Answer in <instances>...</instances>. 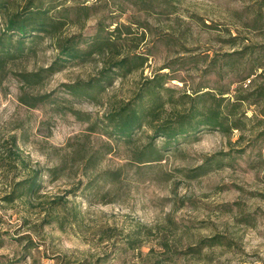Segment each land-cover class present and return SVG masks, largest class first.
<instances>
[{"label":"rangeland","instance_id":"rangeland-1","mask_svg":"<svg viewBox=\"0 0 264 264\" xmlns=\"http://www.w3.org/2000/svg\"><path fill=\"white\" fill-rule=\"evenodd\" d=\"M42 1L53 17L70 9L60 42L119 28L114 53L148 63L95 100L69 87L117 56L23 82L57 60L48 37L0 73V264H264V0ZM151 82L162 86L155 127L198 111H219L223 126L171 144L150 125L112 137L106 117ZM29 96L48 98L29 107ZM31 178L37 194L4 200ZM216 236L225 244L193 252Z\"/></svg>","mask_w":264,"mask_h":264},{"label":"trees","instance_id":"trees-1","mask_svg":"<svg viewBox=\"0 0 264 264\" xmlns=\"http://www.w3.org/2000/svg\"><path fill=\"white\" fill-rule=\"evenodd\" d=\"M139 1L144 3L146 7L150 6V8H154L153 0ZM85 3L83 2L78 7V11L81 14H85L83 21H87L91 17L89 15L91 7L85 6ZM8 6L9 0H0V17L5 20L3 32H0V73L5 72L8 63L25 57L27 51L32 50L28 47V42L37 44L48 37L57 40L56 49L59 52L57 60L49 68L39 73L23 74V82L28 84L43 82L46 76L60 70L65 64L87 63L94 57L105 55L117 56L120 60L108 63L95 79L84 83H75L69 87L71 88L70 92L80 91L83 97L95 100V97L111 87L118 78H124L136 71H140L148 63V58L143 55L123 56L121 53H114L116 46L112 38H115L116 31L119 33V28H116V31L110 32L109 36H104L106 29L99 25L98 31L93 37L85 40L81 39V37H79L80 39L72 37L60 42L58 35L67 25L69 20L67 13L70 9H64L65 15L59 18L50 15V10L44 7L42 0H37V2L28 0L15 12H10ZM59 14H62V12ZM71 23L79 24L77 21H71ZM81 44L86 45V47H80ZM159 87H162L161 83H156L155 85L153 82L148 83V86L136 98L125 103L118 110L106 117V122L111 127L112 137L131 140L134 134L141 130L144 125H150L153 126L152 130L154 131L155 138H166L168 143L171 144L172 142H176L179 137L190 136L192 133L199 131L200 128L206 127L214 130L220 129L223 126L224 123L221 122L222 117L219 111H213L208 114L198 111L195 115L191 113L190 117L189 115H180L175 120V124L170 125L166 123L161 127H155L154 124L160 120V113L163 108V101L158 91ZM147 94L152 96L149 104H145V96ZM47 98L29 96L23 102L29 107H35L46 101ZM149 152L153 156L157 153V151L151 149ZM143 156L144 154L140 157V161L143 160ZM40 188L41 186L36 178L27 179L19 183L18 189L13 190L4 200L13 203L25 196L37 194ZM222 238L216 236L205 239L200 242L198 249H193V252L200 251L203 247L214 248L225 244Z\"/></svg>","mask_w":264,"mask_h":264}]
</instances>
